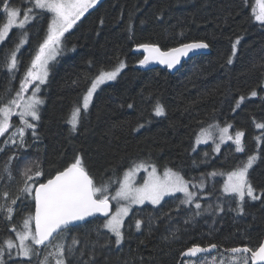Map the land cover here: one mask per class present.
Listing matches in <instances>:
<instances>
[{"label":"trees","instance_id":"1","mask_svg":"<svg viewBox=\"0 0 264 264\" xmlns=\"http://www.w3.org/2000/svg\"><path fill=\"white\" fill-rule=\"evenodd\" d=\"M11 2L21 7V0ZM254 2L248 0L245 5L243 0H100L65 35V54L52 64L42 93L45 106L40 120L34 122L37 135L26 130L27 147L5 146L3 141L9 134L0 138V148H4L0 151V176L4 177L0 180V193L9 192L10 199L19 193L24 179L21 170L31 161H39L45 173H54L80 154L99 181L113 170L122 178L132 160L151 155L160 169L165 165L178 169L185 179L198 184L202 173L231 170L248 154L257 152L254 137L264 134V129H256L254 121L264 123V98L252 99L250 92L264 94V27L251 16ZM4 22L5 16L0 13V25ZM28 27L29 43L18 54L21 62L15 79L10 82L7 69H0V96L5 102L19 88L32 58L30 53L42 41L47 23L35 20ZM17 31L0 47V57L18 42ZM238 38L236 55L229 65L232 44ZM195 41L208 43L210 52L188 60L179 72L161 67L147 69L138 64L143 55L137 52V44L151 42L167 50ZM121 60L126 61V69L116 82L96 95L90 111L82 114L77 130L72 131L68 123L71 111L82 103L91 80L101 69L110 70ZM8 89L11 91L5 94ZM241 95L245 101L235 113L233 109L236 110ZM157 99L165 107L164 116L154 115ZM129 104L133 107L129 108ZM16 122L19 119L13 118L12 124ZM211 123H230L236 130H243L246 152L235 153L232 144L224 146L219 155L213 145L194 152L198 130ZM259 149L264 150V135ZM13 154L14 179L9 181L4 168ZM224 177L209 176L203 189L192 188L202 205L199 216L194 215V204H179L177 198L182 196L167 199L160 207L144 206L140 215L145 222L151 216V225L142 224L139 232L134 226L128 230L131 216L121 246L114 244L111 234L100 238L101 244L108 237L112 243L97 247L94 264H186L188 260L182 262L181 254L187 248L212 243L217 244L219 252L199 259L215 256L219 262L221 255L233 257L222 250L258 247L264 240V196L256 201L245 199L241 213L236 201L222 192ZM250 179L257 189L264 188V156L251 171ZM17 205L11 222L0 213V244L12 238L11 224L19 223L24 205L20 201ZM209 205L212 208L205 211ZM217 205L224 210L219 211ZM103 220L97 218L81 225L73 234L90 231L96 240L95 230ZM87 252L83 260L88 259Z\"/></svg>","mask_w":264,"mask_h":264},{"label":"snow or ice","instance_id":"2","mask_svg":"<svg viewBox=\"0 0 264 264\" xmlns=\"http://www.w3.org/2000/svg\"><path fill=\"white\" fill-rule=\"evenodd\" d=\"M98 2L99 0H26L25 4L24 0H21V7H17L12 4L11 0H0V13L6 18V22L0 25V44L5 41L13 28L18 30L16 38L18 42H14L11 48L5 49L0 57V69H7L10 73V82L15 79L19 71L21 61L17 54L26 43H29L31 29L28 25L33 20H44L47 23L42 41H38L34 52L30 53L32 57L30 64L14 96H9L6 102L3 96H0V136H4L10 128L14 129L3 141L5 146L12 144L17 147H27L24 140L27 129L32 130L34 137L37 135L34 122L40 120V106L44 103L39 95L40 86L47 81L49 64L63 51L65 34L73 29L89 9L94 8ZM243 3L247 5L248 0H243ZM251 16L260 27H264V0H255L251 6ZM239 42L238 38L232 44V56L227 60L229 65L233 63L232 57L236 55ZM208 47L209 44L203 41L182 43L167 50H163L156 43H140L136 45V48L143 50V58L138 61V64L147 66L155 62L171 70L180 65L182 59L189 57V54L195 55L197 50ZM125 67L126 64L121 60L110 70L101 69L95 75L82 97V103L71 111L68 123L72 131L77 130L81 121V113H87L97 89L106 82L115 81ZM30 88L31 93L29 94ZM10 91L11 89L6 90L5 94ZM257 95L256 90L250 92L251 97ZM244 100L245 96L241 95L235 107L239 108ZM128 107L132 108L133 105L129 104ZM153 111L157 117L165 115V107L159 99L155 101ZM13 116L19 118L22 127L11 123ZM254 124L256 129H264V123L254 121ZM232 127L230 123H226L223 127L219 123H211L207 128L201 127L196 134L195 144L200 145L212 141L213 151L219 153L221 144L231 141L235 145V153H245V132L238 129L230 134L229 130ZM262 135L254 137L257 141V152L248 154L245 160H241L231 170L202 173L198 184L185 179L180 170H174L167 165L163 166L161 171L151 155L132 160L123 170L122 178L117 170H113L109 176L102 175L99 181L90 173L80 154H76L71 162H66L54 173H45L39 161H31L21 170V176L24 179L19 193L11 199L9 192L0 193V213H3L4 218L9 222L12 221L19 207L17 201H20L25 208L19 228L16 224H11V231L15 232V240L6 238L4 243L0 244V264H7V260L13 258L14 249L16 250L15 255L23 258L27 264H49V257L54 259L55 264H72L73 261L75 264H94L97 247L104 248L112 243L111 238L108 237L105 243L101 244V237L111 234L115 237L114 244L117 247L122 245L126 236L125 218L129 217L130 213H132V219L127 224L128 230L134 226L139 232L142 224L151 225L152 217L149 216L148 221L145 222L140 215L143 210L134 211L137 206L146 203L153 206L160 205L165 197H173L176 193H182L183 197L177 198L179 204H194L196 209L194 215H201L202 205L199 202L198 193L190 190L189 184H192V188L203 189L205 180L209 176L226 177L222 192L236 201L238 211L243 213L246 197L256 201L264 196V188L257 189L249 176L250 169L261 156H264V150L259 149ZM17 136L19 142H17ZM0 151H4V148H0ZM204 156L208 157L209 153L205 152ZM15 158V154L10 156L4 168L9 181L14 179L11 165ZM227 158L226 156L225 159ZM193 163L196 162L193 161ZM141 172L144 173L143 176H139ZM41 177L43 180L40 179ZM3 178L0 176V180ZM113 201L115 211H112ZM211 208L212 205H209L205 211ZM217 208L219 211L224 210L219 205ZM98 216L105 219L95 230L96 240L92 239L90 231L73 234V230L79 228L81 222H89L88 218ZM103 230H107V233ZM217 247L215 243L207 247L193 245L181 255L190 258L186 264H200L198 254L210 253ZM42 249H55V251L49 250L42 253ZM86 250H88V259L83 260ZM226 251L232 254H242L240 257L242 264H264V242L255 249L244 246L233 247ZM41 255L43 259H40ZM232 259L235 260L237 257L233 255ZM212 261H216L215 256L212 257ZM14 264H21V262L14 261ZM219 264H224L223 257Z\"/></svg>","mask_w":264,"mask_h":264},{"label":"rangeland","instance_id":"3","mask_svg":"<svg viewBox=\"0 0 264 264\" xmlns=\"http://www.w3.org/2000/svg\"><path fill=\"white\" fill-rule=\"evenodd\" d=\"M100 1V0H99ZM34 21L35 20H33V21H31V23L29 24V25H31L32 23H34ZM5 22H6V18H5ZM28 25V26H29ZM16 28H13L11 31H10V34H9V36L5 39V41L2 43V44H0V47L8 40V38L10 37V35L12 34V32L15 30ZM66 35V34H65ZM27 44V43H26ZM25 44V45H26ZM25 45L21 48V50L25 47ZM64 47L65 46H63V51L61 52V54H59L57 57H56V59L54 60V61H51L50 62V64H49V72H48V77H47V81H46V83L45 84H43V85H41L40 86V93H39V95H40V97L43 99V101H44V103L40 106V115H41V110H42V108L45 106V98L42 96V93H43V91H44V88H45V86H46V84H47V82L49 81V77H50V74H51V68H52V64L53 63H55L61 56H63L64 54H65V50H64ZM20 50V51H21ZM19 54V53H18ZM17 54V55H18ZM124 63L126 64V67H127V63H126V61L124 60ZM126 67L121 71V73H120V75L123 73V71L126 69ZM119 75V76H120ZM119 76L117 77V79L119 78ZM117 79L115 80V81H109V82H106L105 84H103V85H101L98 89H97V91L94 93V96H93V100H92V102L90 103V106H89V109H88V111H87V113L90 111V109H91V107H92V105H93V102H94V99H95V97H96V95L106 86V85H108V84H110V83H114V82H116L117 81ZM31 93V88L29 89V94ZM258 93V95L256 96V97H251L252 99H260V98H264V94L263 95H261L259 92H257ZM245 101V100H244ZM243 104H244V102L241 104V106L239 107V108H236V110H235V113H237L238 112V110H240V108L243 106ZM18 111V110H17ZM82 114H83V112L81 113V116H82ZM13 118H18L17 116H13L12 117V119H11V123H12V121H13ZM19 119V118H18ZM29 120H31V118L29 117ZM16 125H18V126H23V125H21L20 124V122H16ZM79 125V124H78ZM233 125V124H232ZM221 126V125H220ZM221 127H223V126H221ZM14 129H12V128H10L9 129V131L7 132V133H5V135L6 134H9L10 135V133L13 131ZM29 130V129H28ZM258 130H263V129H258ZM236 131V129H235V127H234V125H233V127L229 130V132H230V134H232V133H234ZM26 133V132H25ZM2 136H0V138H1ZM244 141H245V137H244ZM17 142H19V137L17 136ZM228 144H232V142L231 141H226L225 143H223V144H221V147H220V152L219 153H216L217 155H219L220 153H221V150H222V148L224 147V146H226V145H228ZM206 145H213V147H214V144L212 143V141H208L207 143H201L200 145H196L195 144V151L194 152H197L199 149H200V147H202V146H206ZM232 145H234V144H232ZM259 145L261 146L262 145V139H261V141L259 142ZM235 146V145H234ZM258 162H259V159L257 160V162L254 164V166H253V168L252 169H250V173H251V171L254 169V167L258 164ZM161 171H162V169H160ZM250 173H249V176H250ZM144 175V173L143 172H141L140 174H139V176H143ZM138 179H139V177H138ZM226 179V177H224V180ZM206 186V185H205ZM204 186V187H205ZM189 188H190V190H192V191H194L193 189H192V187H191V185L189 184ZM113 190H114V188H113ZM176 196H182L183 197V194L182 193H176L175 194V196H173V197H165V200L164 201H162L161 202V204L160 205H156V206H153V205H151V206H153V207H160L167 199H170V198H174V197H176ZM245 199H247V197L245 198ZM26 202H28V201H26ZM112 204H113V206H114V211H115V202L113 201L112 202ZM146 205H150V204H145V205H142V206H137V208L136 209H134V211H136V210H139V209H142L144 206H146ZM24 211H25V208H23V210H22V212H21V216L23 215V213H24ZM132 216V213H130L129 214V217H127V218H125V225H126V222L129 220V218ZM20 219L21 218H19V223L17 224V226H18V228H19V226H20ZM107 231V230H106ZM13 233V235H12V239H14L15 240V232H12ZM16 243H18V241H16ZM55 251V249H42V253H45V252H47V251ZM15 252H16V250L14 249L13 250V258L12 259H9V260H7V264H14V261H20L21 262V264H27V262L26 261H24L23 260V258H21V257H17L16 255H15ZM223 257V260H224V264H226V263H228V264H234L235 262H238V263H241L242 264V259H240V257L239 256H236L237 257V259H235V260H233L232 259V257L230 256V255H221V256H219L218 258H222ZM35 259V258H34ZM40 259H43V255H41V257H40ZM205 262H207V264H219V262H218V260H217V258H216V261L215 262H213L212 261V257H209V258H201L200 259V264H205ZM49 264H55V262H54V259L52 258V257H49Z\"/></svg>","mask_w":264,"mask_h":264},{"label":"water","instance_id":"4","mask_svg":"<svg viewBox=\"0 0 264 264\" xmlns=\"http://www.w3.org/2000/svg\"><path fill=\"white\" fill-rule=\"evenodd\" d=\"M136 50H137V52H142L143 51V50H138V49H136ZM209 52H210V46L207 49L197 50V53L195 55L189 54V57L183 58L181 64L178 65L175 69H171V71H173V72H179L183 68V66L185 65V63L188 60H190V59H192L194 57H197L199 55L207 54ZM144 67L147 68V69H154V68H157V67L166 68V66L160 65V64L155 63V62H153V63H151V64H149L147 66H144ZM112 211H114V206L112 207ZM97 218L105 219L104 217H99V216L96 217V218H88V219H89V222H90V221H93L94 219H97ZM86 223H88V222H86ZM86 223L85 222H81V225H84ZM263 242H264V240H263ZM218 252H219V248H217L216 250H212L210 253H201V254H198V257H201V256H209V255H213V254L218 253ZM222 252L225 253V254H229L230 253V252H228L226 250H222ZM233 255H242V254H233ZM189 259L190 258H188V257H183V256L181 257L182 262L183 261H186V260H189ZM191 259H196V258H191Z\"/></svg>","mask_w":264,"mask_h":264}]
</instances>
